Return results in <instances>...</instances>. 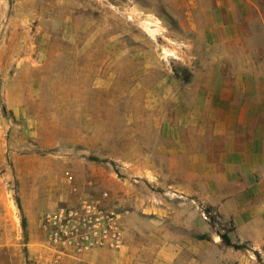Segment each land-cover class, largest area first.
I'll list each match as a JSON object with an SVG mask.
<instances>
[{
	"label": "rangeland",
	"instance_id": "obj_1",
	"mask_svg": "<svg viewBox=\"0 0 264 264\" xmlns=\"http://www.w3.org/2000/svg\"><path fill=\"white\" fill-rule=\"evenodd\" d=\"M165 2L0 0V264H50L46 216L102 192L138 237L149 224L250 249L206 190L189 189V158L165 152L201 116L207 71L227 66L205 46L212 32L182 29ZM246 19L264 69V14Z\"/></svg>",
	"mask_w": 264,
	"mask_h": 264
},
{
	"label": "crops",
	"instance_id": "obj_2",
	"mask_svg": "<svg viewBox=\"0 0 264 264\" xmlns=\"http://www.w3.org/2000/svg\"><path fill=\"white\" fill-rule=\"evenodd\" d=\"M165 4L179 15L182 29L211 31L205 46L215 55L213 61L227 66L207 71L216 80L206 86L201 116L190 121L188 139L172 134L164 150L167 156L189 158V189L195 195L198 189L206 190L205 202L234 222L232 243L250 249L199 244L180 230H152L149 224L138 237L124 218L122 249L90 251L81 264L253 263L252 252H264V69L246 51L242 30L247 15L264 14V0H166ZM4 252L0 246V263H5Z\"/></svg>",
	"mask_w": 264,
	"mask_h": 264
},
{
	"label": "built area",
	"instance_id": "obj_3",
	"mask_svg": "<svg viewBox=\"0 0 264 264\" xmlns=\"http://www.w3.org/2000/svg\"><path fill=\"white\" fill-rule=\"evenodd\" d=\"M123 216L108 192L59 205L44 220L50 264H65L67 260L81 264L83 255L90 251L121 250L125 240Z\"/></svg>",
	"mask_w": 264,
	"mask_h": 264
},
{
	"label": "trees",
	"instance_id": "obj_4",
	"mask_svg": "<svg viewBox=\"0 0 264 264\" xmlns=\"http://www.w3.org/2000/svg\"><path fill=\"white\" fill-rule=\"evenodd\" d=\"M223 241L225 242V244H227V245H231V242H230V240H229V238L228 237H226V236H224L223 237ZM234 248H236V249H243V248H245L244 246H235Z\"/></svg>",
	"mask_w": 264,
	"mask_h": 264
}]
</instances>
